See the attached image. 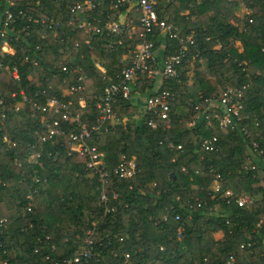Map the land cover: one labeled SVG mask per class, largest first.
Here are the masks:
<instances>
[{
  "label": "trees",
  "instance_id": "trees-1",
  "mask_svg": "<svg viewBox=\"0 0 264 264\" xmlns=\"http://www.w3.org/2000/svg\"><path fill=\"white\" fill-rule=\"evenodd\" d=\"M74 1L13 0V32L0 35V264H264V0H158V16L176 24L179 35L193 30L199 53L179 65L176 77L143 75L130 98L114 103L127 125L88 140L104 154L106 200L97 174L70 149L69 132L79 127L61 120L64 133L50 136L28 99L71 97L75 110L93 121L97 96L129 64L141 28L131 37L89 38L86 29L69 24ZM112 1L101 0L92 14L111 13ZM241 3L248 12L239 15ZM6 4L0 0V16ZM50 22L60 23L57 34ZM4 37H11L13 54L1 50ZM152 40L161 63L178 48L176 38L157 30ZM81 74L84 87L62 97ZM231 83L247 84L241 114L244 122L260 123L253 135L263 150L259 158L238 129L223 131L214 120V128L190 125L194 105ZM154 90L173 93L168 127L149 126L140 95L134 99ZM211 135L215 149L205 150L201 139ZM121 155L135 156L138 171L131 178L114 172ZM217 173L234 195L259 199L250 208L227 203L212 190ZM88 238L93 254L74 261Z\"/></svg>",
  "mask_w": 264,
  "mask_h": 264
},
{
  "label": "built area",
  "instance_id": "built-area-1",
  "mask_svg": "<svg viewBox=\"0 0 264 264\" xmlns=\"http://www.w3.org/2000/svg\"><path fill=\"white\" fill-rule=\"evenodd\" d=\"M157 2L158 0H113L110 5L111 13L101 10L97 16H94L92 13L100 5L101 0H75L70 4L69 24L86 29L89 33V38L94 34L107 36L117 34L131 37L136 32L138 26L141 28L138 31L140 38L134 48L130 50L132 55L128 58L129 64L121 69L117 80L109 77L108 84L102 93L97 96L94 103L96 114L93 121L89 122L90 117L88 113L75 110V100L69 97L74 91L84 87L85 74L79 75L77 81L64 88L61 96H68L69 98L67 99L52 95L46 96L44 103L28 99L31 110L40 111V118L50 136L64 133V129L61 127V120L74 123L79 127L80 130L78 132L74 130L69 132L70 149L84 156L86 167L97 174L101 184V198L103 200L107 198L104 185L107 182L108 169L104 163L103 152L95 144H90L88 140L94 134L106 132L109 128L113 129L118 124L124 127L127 125L128 119L118 117L114 109V103L118 98H130L133 86L142 79L143 75H146L148 78H161L164 75L176 77L179 74V65L184 60L187 61L190 56L194 58L199 53L193 38V30H190L184 36L179 35L180 29L176 24L158 16L156 11ZM196 2L198 3L200 0H196ZM6 3L0 16L1 36H6L7 33L13 32L17 19V17L15 19L11 10L13 0H6ZM19 12L23 17V12L21 10ZM185 12H188V9ZM135 13L137 14L136 17ZM44 22L45 19L42 20V23ZM59 26V22L48 23V27L55 34L58 33ZM156 30L163 33V35L176 38L178 41V48L163 58L162 63L159 61L158 51L155 49L152 40ZM40 38H44V34ZM14 40H18V36H14ZM119 42H121V39H119ZM1 50L8 54L14 53L11 37H4L2 39ZM121 59H126V56L124 55ZM32 63L33 65H37V59L33 58ZM63 69H65V66ZM12 74L17 76L16 69H13ZM246 87L247 84L245 83L241 85L231 83L220 87L217 94L202 98L201 102L194 105L198 113L191 120L190 125L204 122L206 126L214 128V120L223 131L238 129L249 140L252 146L251 153L254 158H259L263 150L258 148V143L254 140L253 135L258 130L260 123L259 121H252V123L244 122L241 114L242 99ZM136 94L137 96L140 95L137 92L134 96ZM140 98L143 101V105L141 106L142 113L147 114V124L151 127H159L161 124H165L168 127V122L171 118L170 101L173 98V93L168 90H154L150 94L141 96ZM23 99H26L25 95H23ZM76 99L80 106L84 107L86 105L83 95H79ZM19 106L18 104L17 108ZM2 115L4 114L2 113ZM50 115L53 116L52 122L49 120ZM129 122L131 123L130 126L134 125V121ZM216 142V135L205 136L201 139V147L205 150H214ZM177 148L180 149L181 145L178 144ZM248 160H250L249 157ZM251 167H254L253 163H251ZM137 171L138 167L134 155L129 158L121 155L120 161L114 168V172L122 178H131ZM211 187L213 191L221 192V196L227 203H230L233 199L241 207L250 208L254 201L259 199V197H254L248 193L234 195L230 188L222 187L219 173L215 174ZM26 210L30 211L31 206L28 205ZM175 218L179 219L180 215L177 213ZM86 241V246L82 245L78 252L74 254V261H77L81 256L89 257L93 254L91 240L88 238ZM67 262L70 264L71 260Z\"/></svg>",
  "mask_w": 264,
  "mask_h": 264
},
{
  "label": "crops",
  "instance_id": "crops-1",
  "mask_svg": "<svg viewBox=\"0 0 264 264\" xmlns=\"http://www.w3.org/2000/svg\"><path fill=\"white\" fill-rule=\"evenodd\" d=\"M246 12H248V9L246 8V6L243 3H241L239 9L237 10V13L239 15H242ZM215 236H219V232H216Z\"/></svg>",
  "mask_w": 264,
  "mask_h": 264
},
{
  "label": "rangeland",
  "instance_id": "rangeland-1",
  "mask_svg": "<svg viewBox=\"0 0 264 264\" xmlns=\"http://www.w3.org/2000/svg\"><path fill=\"white\" fill-rule=\"evenodd\" d=\"M141 96H145V95H142V94H140ZM140 96V97H141ZM137 96H134V99L136 98ZM140 104L142 103V105H143V101H142V99L140 98V102H139ZM141 105V106H142ZM139 106V108H140V105H138ZM143 151H145L144 149H143ZM29 161H35V157L33 156V155H31L30 157H29ZM52 180V183H54V178H51ZM82 246H80V248H81ZM79 248V249H80ZM154 264H161V263H154ZM163 264V263H162Z\"/></svg>",
  "mask_w": 264,
  "mask_h": 264
}]
</instances>
